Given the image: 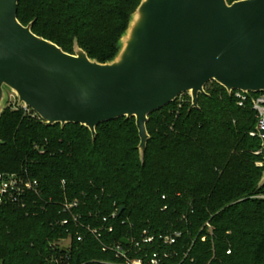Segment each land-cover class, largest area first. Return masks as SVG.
<instances>
[{"label":"trees","instance_id":"trees-1","mask_svg":"<svg viewBox=\"0 0 264 264\" xmlns=\"http://www.w3.org/2000/svg\"><path fill=\"white\" fill-rule=\"evenodd\" d=\"M141 1L17 0V20L65 53L76 41L104 64ZM190 107L182 95L149 116L141 162L134 119L97 126L93 140L79 125L46 126L33 112L6 106L0 174H25L40 194L24 197V206L0 204V264H123L102 246L140 241L143 232L156 240L126 246L132 259L167 253L164 264H264V161L256 155L261 140L249 136L256 129L251 102L239 107L209 83ZM64 202L78 203V224L62 212ZM82 226L113 231L96 240ZM174 234L172 246L158 240ZM68 237L69 249L58 248Z\"/></svg>","mask_w":264,"mask_h":264},{"label":"water","instance_id":"water-1","mask_svg":"<svg viewBox=\"0 0 264 264\" xmlns=\"http://www.w3.org/2000/svg\"><path fill=\"white\" fill-rule=\"evenodd\" d=\"M17 4L0 0V118L10 92L44 125H79L93 140L97 126L134 119L143 162L149 116L182 95L191 110L209 83L229 96L264 93V0H142L104 64L76 41L68 54L34 35ZM261 149L264 161V139Z\"/></svg>","mask_w":264,"mask_h":264},{"label":"built area","instance_id":"built-area-1","mask_svg":"<svg viewBox=\"0 0 264 264\" xmlns=\"http://www.w3.org/2000/svg\"><path fill=\"white\" fill-rule=\"evenodd\" d=\"M231 94L238 100V106L242 107L243 104L250 100L252 105V110L255 113V120H256V129L255 131L251 132L249 136L251 138H259L264 139V135H260L256 130H261L264 132V93L256 94L255 96H250V94H243L238 91H234ZM24 111L29 112L30 110L27 108L21 107ZM32 112V111H31ZM35 115V114H34ZM36 116V115H35ZM262 154V149L260 152L256 153V155ZM261 166V164H259ZM34 195L39 196V186L36 180H31L25 174H0V204H10V205H22L24 206V197L27 195ZM78 207L77 202H64L62 204V212L69 213L70 218L73 223H77V216H75L72 211ZM117 212V210H116ZM116 212L113 213L110 219H114L116 216ZM103 224L106 225L108 220L103 218ZM68 224L67 220H63L61 222L62 226ZM86 233L91 234L96 240H99L101 237L102 232L106 231L108 234L112 233L113 229L111 226H103L99 229H91L89 226H82ZM205 227L209 230V224H205ZM71 236V235H70ZM180 234H174L173 236L167 237H158V240L161 241L164 245L172 246L176 243L177 238H179ZM75 239L77 242H81L83 237L78 232L75 233ZM126 240V239H123ZM156 240L155 237L149 236L146 232H143L141 235L140 241L134 242L129 241L128 244H123L122 241L119 244L112 245L110 247L102 246V251H110L114 254L115 258L121 260L123 264H164L165 260L168 259L169 255L165 253L162 257L159 256L157 253L152 254L149 258L145 261L142 259H132L128 256L130 253L129 249L125 247L128 246L130 248H139L141 244H151ZM58 248L66 251L70 247V237L66 240L57 243ZM229 254V252L227 253Z\"/></svg>","mask_w":264,"mask_h":264},{"label":"rangeland","instance_id":"rangeland-1","mask_svg":"<svg viewBox=\"0 0 264 264\" xmlns=\"http://www.w3.org/2000/svg\"><path fill=\"white\" fill-rule=\"evenodd\" d=\"M7 96H8V101H7L6 106H8L10 108H14L15 106H17V99H16L15 95L10 93V92H7Z\"/></svg>","mask_w":264,"mask_h":264}]
</instances>
